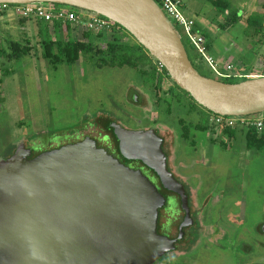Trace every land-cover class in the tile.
I'll list each match as a JSON object with an SVG mask.
<instances>
[{
    "label": "water",
    "instance_id": "obj_1",
    "mask_svg": "<svg viewBox=\"0 0 264 264\" xmlns=\"http://www.w3.org/2000/svg\"><path fill=\"white\" fill-rule=\"evenodd\" d=\"M0 3L66 5L103 16L126 30L176 86L212 114L264 112V75L236 83L201 75L155 0ZM109 126L120 156L151 170L187 211L185 190L168 170L155 128L132 130L114 120ZM30 153L19 144L0 159V264H155L173 248L174 240L158 232L167 196L142 167L125 165L89 136Z\"/></svg>",
    "mask_w": 264,
    "mask_h": 264
},
{
    "label": "rangeland",
    "instance_id": "obj_2",
    "mask_svg": "<svg viewBox=\"0 0 264 264\" xmlns=\"http://www.w3.org/2000/svg\"><path fill=\"white\" fill-rule=\"evenodd\" d=\"M227 1L229 6L223 11L210 0H181L183 13L208 33L206 54L214 59L218 71L226 74L229 72L226 66L232 65L233 72L264 75V27L260 30L261 26L246 23V17L251 14L258 15L256 22L264 23V0ZM229 14L239 19L225 25ZM14 16L11 11L0 16V46L6 53L11 51L8 37L20 44L28 42L31 51L8 59L0 57V159L24 138L68 139L71 136L67 133L75 128L80 131L91 126L89 121L96 114H107L132 130L146 126L143 119L152 121L158 116L156 95L149 98L141 89V106L132 102L133 87L141 84L134 68L98 65L95 59L83 56L75 62L62 61L53 55L42 57L39 27L45 22L31 18L23 24ZM6 17L9 24L5 28L2 21ZM174 26L195 69L209 78L227 79L217 77L180 28ZM122 33L125 40L135 42L123 28ZM49 34L51 39L55 38V34ZM172 83L166 78L162 90H168ZM173 89L179 92L184 105L172 104L171 113L159 114L160 123L179 128L177 117L194 123L209 121L210 112L197 103V110L191 111L188 105L193 99ZM261 114L264 112L254 116ZM156 127L166 139L173 135L161 124ZM237 129L241 131L240 127ZM95 131L86 132L94 134ZM192 132L195 144L179 139L178 148L184 151L181 156L186 160L194 157L186 166L189 172L197 173L189 182L198 183L202 214L209 215H205V222L218 221L222 227L234 228L232 238L248 234L252 240L240 238L234 245L233 240L213 243L202 239V246L178 256L171 264H245L264 259V234H258L256 229L257 223L264 220V150H246L244 139L239 135L228 143L227 149L217 144L210 146L208 131ZM244 192L247 200L242 206L239 199Z\"/></svg>",
    "mask_w": 264,
    "mask_h": 264
},
{
    "label": "flooded vegetation",
    "instance_id": "obj_3",
    "mask_svg": "<svg viewBox=\"0 0 264 264\" xmlns=\"http://www.w3.org/2000/svg\"><path fill=\"white\" fill-rule=\"evenodd\" d=\"M3 13L5 15V12H0V16ZM14 17H16L18 22H20V23L24 24V22L26 21L25 20L24 22H22L20 20L22 17L16 16V15ZM7 21H8V17L3 19V21H2V24L5 28L9 24ZM199 32H200V30H199ZM6 39H7L8 43L10 41H13V40H11V38H8V37H6ZM54 39H52V40H54ZM40 40H41V38H40ZM78 40H82V39H78ZM15 42H18V41H15ZM99 44L101 45V43H99ZM103 45H105V43ZM30 51H31V48H29L28 51L25 52V54L29 53ZM55 51H56V49H55ZM10 53H11V51L7 54L9 55ZM41 54H42V57H44L43 56V49H42ZM6 59H8V57ZM133 89L135 90V92H134L133 97H132V102L135 103V105H137L139 107L141 106L139 104V102H140L139 101L140 100L139 91L141 89L149 98H151L152 96H155V95L158 97V95H159V94H157V92H154L152 94V96L149 95L147 93V91L144 89V87H142L141 85L133 87ZM166 97H169V94H167ZM163 107L164 106L158 107V109H159V110H157L158 116L156 118H154L152 121H149L147 119H143V121H145V123L147 125L141 129H146V128H149L152 126L155 128L156 134L160 136L159 130L156 127V125L161 124V126H164L166 129L171 130L173 132V135L170 134V137L167 139L161 137L163 139L162 149L164 146L163 151L167 157L168 170L172 173L174 178L180 184H182V186L185 190V193L187 196V211L181 207L180 198L177 194L174 193L173 195L167 196L168 201L165 205V208H166L164 211L165 216H164L163 222L162 223L159 222L160 223L159 224V231H164L165 235H167V237L174 240L173 248L167 253L166 257L159 258V262L155 263V264H171V262L175 258H177L178 256L187 254L190 251H192L193 249H196V247L202 246L201 245L202 239H204L206 241L211 240L213 243H217V242H220L223 240H226V242L229 243V242H231V240H233L234 245H236V243H237L236 241L237 240L239 241L240 238H242V240H250L251 238L248 237L249 236L248 234H246V235L245 234L244 235L239 234L236 238H232V233H233L232 230H234V228L222 227L218 221L210 222V223L205 222L206 216L208 217L209 215L205 214L206 215L205 216L202 214V211H201L202 204L198 198V187H197L198 183L193 185V184H190V182H189L190 177L197 175V173L195 174V172H189L188 167H187L189 165L190 161L194 159V157L190 156L186 160L185 157L181 156L182 152H184V151H182V150L180 151L178 148L179 139L188 140L192 145L195 144L196 141L193 138V137H195V134L192 131H208V133H209V137L207 139L208 144L209 145L210 144H212V145L217 144L224 149L228 148V143L231 142L232 140H234L237 137V135L242 136V137H243V135L241 133H237L234 137H232L228 134L223 133L221 131L222 128H220L221 126H215L214 125V127H209L206 130H199V129H195L194 127H191L189 129V133H188L189 137L184 138L182 136V128L180 126H179V128H176L174 125H166L164 123L159 122V119H160L159 114L161 113V116H162L163 113H165L164 110L162 109ZM140 113H143V111ZM177 115H178V113L176 114V116ZM104 117L110 118L111 120H114L112 117H110V116L108 117L107 114L106 115L96 114L94 116V118H92L89 121V123L91 122V126H88L86 128V130L84 128L83 129L81 128L80 131L75 128L74 130H72V132L67 133V135L71 136L68 139L62 138L60 140L51 141V140H46V139L44 140L43 138L40 139V136H38V137H33V138H24L23 140H21L19 142V144H22L26 149H29L31 151L30 155H32L33 153L40 152L41 150L42 151L50 150V149L59 147L61 145L67 144V143H74L78 140L83 139L86 136H89L90 138H92L96 141L97 146L105 148L107 151H109V153L113 154L116 158H118L125 165L132 167V168L140 167V166H135V165H133L132 162L124 160L122 157H119V156H117V154H114L113 143L108 138V134L105 133L102 126L100 127L96 124L100 118L104 119ZM180 119L185 120L183 118L177 117L176 122ZM136 120H137V118H136ZM114 121H116V120H114ZM185 121H190V120H185ZM201 121H198L196 123H199ZM209 123L212 124L210 121H209ZM97 126L99 127V129H97L95 131L94 128H96ZM88 129H90V130L93 129V131H95V133L91 134V132H86ZM76 130H77V132H75ZM76 133H78V134H76ZM244 147L246 150L259 151V150L247 148L245 145V141H244ZM15 148H16V146L13 148V150L6 157L12 155L13 152L15 151ZM6 157H4V158H6ZM246 200L247 199L245 198V192H244L239 199L242 206L246 205ZM173 203H175V205H176L175 209L172 205ZM238 214H240V213H238ZM180 226H181V229H180ZM256 226H257L256 229L258 230V234H264V220L258 222ZM247 232L250 234L249 230ZM228 247L230 248V246H228ZM248 248L250 249V247H248ZM245 264H264V259H261L258 262L245 263Z\"/></svg>",
    "mask_w": 264,
    "mask_h": 264
},
{
    "label": "trees",
    "instance_id": "obj_4",
    "mask_svg": "<svg viewBox=\"0 0 264 264\" xmlns=\"http://www.w3.org/2000/svg\"><path fill=\"white\" fill-rule=\"evenodd\" d=\"M211 3L216 8H221L223 11H225L228 6L229 2L227 0H210ZM56 6H59L56 4ZM229 19L225 21V25H229V23H234L239 19V16L235 14H229ZM258 15H249L246 17V23L248 25H257L258 27L261 26L260 30L263 29L264 23L263 22H256L258 20ZM22 22L26 20V18L20 19ZM195 22V21H194ZM196 30L207 38L208 33L206 30L201 29L195 24ZM53 29L55 34V39L52 40L49 36L48 32V24L44 23L43 27H39V33L41 35V41L43 46V56L48 57L50 55L58 57L62 61H68V62H75L77 61L80 56L90 57L95 59L96 63L98 65H108V66H129L131 68H134L139 78L141 79V86L144 87V89L147 91L149 95L152 96L154 92H157L158 99L157 104L159 106H164L162 109L166 114H169L172 112V104L183 106V102L181 100V97L179 96V92L174 91V87L181 90L176 84L173 82L172 86L168 88V90H162V82L164 79L169 78V75L167 74L166 70H163V74L157 72L155 67L156 60L149 55L147 50H145L134 38V41H127L125 40V34L119 33L114 34L113 37L110 40H107L104 46L99 45V43L96 41L97 36H92L89 32L84 33V37L82 40L75 39L71 36L70 33V24L68 22H54L53 23ZM122 29V27H121ZM126 31V30H125ZM9 47L11 48V53L8 55L5 50L0 46V57L7 56L9 57H15L20 55L21 53L24 54L28 51L29 46L28 42L25 43H19L15 41H10ZM56 49V51H55ZM190 59V58H189ZM191 61V59H190ZM192 63V62H191ZM193 65V63H192ZM194 66V65H193ZM195 67V66H194ZM247 72H244L246 74ZM254 75H262L261 73H252ZM247 78L245 77H230L227 79H220L221 81L227 82V83H236L243 81ZM184 92L187 96V92L181 90ZM161 94V95H160ZM169 94V97H166V95ZM190 97V96H189ZM191 98V97H190ZM193 102H190L188 107L191 111H195L196 109V102L194 100H191ZM205 109V108H204ZM208 111V110H207ZM209 112V111H208ZM211 113V112H210ZM212 114V113H211ZM99 119V118H98ZM209 119V118H208ZM111 121L110 118L99 119L97 121L98 126H102L105 133L108 134V138L113 143L114 147V154H117V156L121 157L118 152V146H117V140L112 132V129L109 126V122ZM177 125L182 128V136L184 138H188L189 129L191 127H194L195 129L199 130H206L209 127H214L213 124H210L209 121L202 120L199 123H193L192 121H185V120H178ZM237 127L241 128V131L237 129ZM222 128V132L225 134H228L232 137H234L237 133H241L243 135L245 145L249 149H255L259 151L264 150V129L261 131H258L253 126H235V127H220ZM171 131V130H170ZM161 136V135H160ZM162 137V136H161ZM164 138V137H163ZM164 149V146H163ZM132 162L135 166H140L142 169L147 173L149 178L153 180L158 185L159 191L164 196H170L174 193L164 190L155 174L144 167L139 161H129ZM174 209L176 208L175 203L172 204ZM165 207L161 208L159 211V222L164 218V211ZM159 223V224H160ZM158 232L162 233L163 231H159L158 226Z\"/></svg>",
    "mask_w": 264,
    "mask_h": 264
},
{
    "label": "built area",
    "instance_id": "obj_5",
    "mask_svg": "<svg viewBox=\"0 0 264 264\" xmlns=\"http://www.w3.org/2000/svg\"><path fill=\"white\" fill-rule=\"evenodd\" d=\"M167 17L174 25L180 28L182 33L188 38L196 51L204 58L206 63L212 68L214 73L219 78L230 77H255L251 73H237L233 72V66L227 65L226 69L229 71L226 74L217 70L214 59L206 54L207 46L205 37L196 30L195 22L192 18L187 17L183 13L181 0H155ZM11 11V14L26 18L38 19L48 24V32L54 34V22H68L70 24L71 36L75 39H83L84 33L89 32L92 36H97L96 41L104 44L110 40L114 34L122 33L121 26L113 21L89 12L86 10L56 6V4L49 3H27V4H6L0 3V12ZM80 35V36H79ZM77 36H79L77 38ZM155 67L157 72L163 74L164 66L156 61ZM165 80V79H164ZM209 121L215 126L234 127V126H253L258 131L264 129V114L257 117L252 116H222L211 114Z\"/></svg>",
    "mask_w": 264,
    "mask_h": 264
},
{
    "label": "crops",
    "instance_id": "obj_6",
    "mask_svg": "<svg viewBox=\"0 0 264 264\" xmlns=\"http://www.w3.org/2000/svg\"><path fill=\"white\" fill-rule=\"evenodd\" d=\"M209 117H210V114H209Z\"/></svg>",
    "mask_w": 264,
    "mask_h": 264
}]
</instances>
